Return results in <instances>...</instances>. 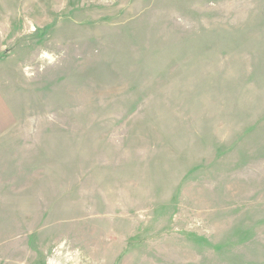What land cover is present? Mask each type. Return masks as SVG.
<instances>
[{
  "label": "rangeland",
  "instance_id": "1",
  "mask_svg": "<svg viewBox=\"0 0 264 264\" xmlns=\"http://www.w3.org/2000/svg\"><path fill=\"white\" fill-rule=\"evenodd\" d=\"M0 264H264V0H0Z\"/></svg>",
  "mask_w": 264,
  "mask_h": 264
}]
</instances>
